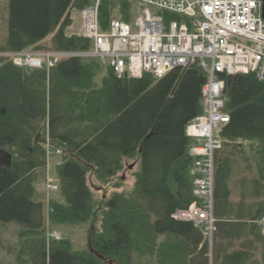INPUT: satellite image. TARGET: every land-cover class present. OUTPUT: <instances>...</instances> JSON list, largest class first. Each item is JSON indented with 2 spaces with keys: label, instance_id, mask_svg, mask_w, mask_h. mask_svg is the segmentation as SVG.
Returning a JSON list of instances; mask_svg holds the SVG:
<instances>
[{
  "label": "trees",
  "instance_id": "16d2710c",
  "mask_svg": "<svg viewBox=\"0 0 264 264\" xmlns=\"http://www.w3.org/2000/svg\"><path fill=\"white\" fill-rule=\"evenodd\" d=\"M120 4L131 23L137 5L102 0L105 30ZM91 0H8L9 31L0 47V228L25 227L21 264H264V81L255 74L227 76L223 148L215 155L216 229L210 242L203 228L172 216L199 198L190 176L193 141L189 124L204 111L208 78L198 66L162 78H119L97 59L67 58L48 70H27L4 56L19 52H87L93 43L74 26ZM166 22L180 20L165 15ZM104 73L103 76L101 74ZM62 151L58 197L39 192L48 150ZM242 161L249 177L233 201L229 180ZM138 163L130 191L124 172ZM113 183L104 201L91 249L76 251L70 239H49L47 225L91 221L96 191ZM54 194V193H53ZM46 201V203H45ZM47 223V224H46Z\"/></svg>",
  "mask_w": 264,
  "mask_h": 264
},
{
  "label": "built area",
  "instance_id": "2783aa9c",
  "mask_svg": "<svg viewBox=\"0 0 264 264\" xmlns=\"http://www.w3.org/2000/svg\"><path fill=\"white\" fill-rule=\"evenodd\" d=\"M82 12V37L93 43L87 52L9 53L13 64L27 70H50L67 58L97 59L111 67L119 78H141L153 73L162 78L178 68L198 65L206 74L204 111L187 128L193 141L190 156L194 194L198 201L172 217L193 222L213 238L216 229L215 155L222 149L220 129L231 117L226 110V83L222 75L255 74L264 81V19L262 0H126L137 5L133 22L112 18L103 30L100 5ZM165 15L180 20L166 22ZM50 153V149L48 150ZM57 154H62L58 151ZM48 197L59 191L56 182L46 183ZM264 235V217L256 222ZM49 239L60 240L48 230Z\"/></svg>",
  "mask_w": 264,
  "mask_h": 264
},
{
  "label": "rangeland",
  "instance_id": "374dc122",
  "mask_svg": "<svg viewBox=\"0 0 264 264\" xmlns=\"http://www.w3.org/2000/svg\"><path fill=\"white\" fill-rule=\"evenodd\" d=\"M93 5L97 0H91ZM131 12H134V18H136L139 14V10L133 9ZM9 17L10 12L8 10V0H0V47L4 45V41L8 36L9 31ZM115 19H122L123 16L120 11V4L115 7V14L113 16ZM74 26L69 30V33H80L82 28V15L81 13L75 11L73 12ZM28 52V51H26ZM26 52H19V54H25ZM17 54V53H16ZM104 73L101 74L103 76ZM223 148V147H222ZM9 151V150H8ZM8 151H5L0 154V156L5 159L8 155ZM54 153L49 155L48 158V168L46 169L44 180L39 185V192L47 198V203L45 201V217H47L48 212V194L46 190V183L48 178L52 182H57L56 168L62 162V156L57 155V150L54 148L50 149V153ZM239 165L236 166L233 177L229 180V186L232 191L231 199L233 201H239L241 199L243 188L241 182L249 177V173L245 172L244 164L241 160H239ZM138 163H129V168L122 175L124 178V189L126 191H130L134 185V175L139 170ZM116 186L113 183H109L107 185H103L100 191H96V199L98 203L95 207L94 214L92 219L87 224L81 225H61L57 227H52L49 224L47 225V230L56 231L60 234L61 239H70L73 243L74 249L76 251H84L91 249V238L93 232L100 228L102 212L105 209L104 201L107 198H110ZM52 196L58 197L59 193H51ZM51 196V198H52ZM47 224V223H46ZM25 229V227L20 226L18 224H4L0 228V264H21L18 260V254L22 245L21 233ZM212 242V239H210ZM29 264V263H28Z\"/></svg>",
  "mask_w": 264,
  "mask_h": 264
},
{
  "label": "water",
  "instance_id": "95a60500",
  "mask_svg": "<svg viewBox=\"0 0 264 264\" xmlns=\"http://www.w3.org/2000/svg\"><path fill=\"white\" fill-rule=\"evenodd\" d=\"M262 2H263V9H262V16H263V19H264V0H262Z\"/></svg>",
  "mask_w": 264,
  "mask_h": 264
}]
</instances>
